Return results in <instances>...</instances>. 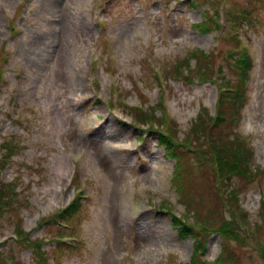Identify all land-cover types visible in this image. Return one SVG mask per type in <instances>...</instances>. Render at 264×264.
<instances>
[{
  "label": "rangeland",
  "instance_id": "obj_1",
  "mask_svg": "<svg viewBox=\"0 0 264 264\" xmlns=\"http://www.w3.org/2000/svg\"><path fill=\"white\" fill-rule=\"evenodd\" d=\"M233 52L251 58L241 119L210 129ZM141 105L185 148L181 178ZM215 140L243 177L219 176ZM3 141L0 264H264V0H0Z\"/></svg>",
  "mask_w": 264,
  "mask_h": 264
},
{
  "label": "trees",
  "instance_id": "obj_2",
  "mask_svg": "<svg viewBox=\"0 0 264 264\" xmlns=\"http://www.w3.org/2000/svg\"><path fill=\"white\" fill-rule=\"evenodd\" d=\"M203 27V25H199ZM245 50V49H243ZM247 51V50H246ZM248 52V51H247ZM234 55L231 57V63L229 64V67H233L235 69V77L232 79L227 80V85L220 88L221 95L219 97L218 107L216 110V115L214 116L212 123L210 124L209 128L213 129L218 126H223L227 128L228 125L233 124L234 121L241 119V111L245 104V97H246V82L249 78V70L251 69V58L247 55H241L238 56L235 52H233ZM199 57L204 58H212L211 55L204 52L203 50L199 51V54H193L192 58L195 59V62L199 61ZM212 61L208 63L211 64ZM210 66V67H209ZM207 67H204L202 69V72L200 73L201 79L200 80H211L212 77L210 73H213V65H209ZM219 67V66H218ZM206 71V72H205ZM208 71V72H207ZM210 71V72H209ZM156 80H158L157 76L155 77ZM162 107V106H161ZM132 111L135 113L131 114V116L134 117L138 122H134L137 125H145L147 126V133H155L156 138L159 141L160 145L166 146V157L174 159V166H175V178L179 179L182 176V172L180 167H182V158H184V147H182V144L179 143V140L168 133L166 130H160L158 128L159 124L155 121H151L152 118H149L151 115L155 113V110L151 106H134L131 108ZM131 111V112H132ZM152 122V124H149ZM197 131L199 135L204 136L205 133V126L203 124V120L199 119L197 122ZM216 130V129H214ZM213 130V131H214ZM4 144L1 145V151L3 152V155L1 156L2 160H0V169L5 164V160L8 158V152L11 153L13 150H17V146L14 143H7L6 141H3ZM214 144H211L209 147H213L214 154L212 151H210L214 157L216 166H217V172L219 176L221 177L222 173L226 174V179H229L233 176H240L243 177V174L247 171V167L245 168V164L243 163V160L239 157L238 151L233 149L230 145L222 144L220 147L217 145L218 140L213 141ZM181 176V177H180ZM0 177H1V171H0ZM236 190L233 191V197H236ZM5 193V194H4ZM8 196V191L1 187L0 183V214H2L5 210V198ZM78 199V198H77ZM79 204L77 203V200L75 202H71L67 208L59 212L61 219H66L70 215L74 214L77 210V207ZM226 206H231L230 203L228 205H225V212L226 214H229V219H221L222 224L217 225V230L222 234H231V233H237V229L235 226V221H231L233 217V212L229 210V208L226 209ZM223 213V214H224ZM187 221H182L181 219H177L175 215L172 217V224L173 227L177 228L178 233L181 235H192L193 237L196 235H200L199 229L197 230L198 226L189 225L186 223ZM202 229H206L202 228ZM196 231V232H195ZM236 236V235H235ZM203 247L200 240L198 241V244L196 246L195 254H197V250H200V248ZM224 255H219V258L216 259L214 262L210 264H219L223 261H225ZM227 257H230L229 255ZM226 257V258H227ZM233 258V257H232ZM234 259V258H233ZM200 264H205L207 262H199Z\"/></svg>",
  "mask_w": 264,
  "mask_h": 264
},
{
  "label": "bare ground",
  "instance_id": "obj_3",
  "mask_svg": "<svg viewBox=\"0 0 264 264\" xmlns=\"http://www.w3.org/2000/svg\"><path fill=\"white\" fill-rule=\"evenodd\" d=\"M174 32H176V30L174 29ZM114 210L116 209L115 207H112ZM115 221L117 222V220L115 219ZM121 236V233L118 231L117 233H116V239H115V243H114V245H112V249H114V250H119L120 249V244H119V237ZM109 250H110V248H109Z\"/></svg>",
  "mask_w": 264,
  "mask_h": 264
}]
</instances>
